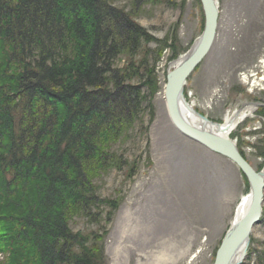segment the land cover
<instances>
[{"label":"trees","instance_id":"16d2710c","mask_svg":"<svg viewBox=\"0 0 264 264\" xmlns=\"http://www.w3.org/2000/svg\"><path fill=\"white\" fill-rule=\"evenodd\" d=\"M160 3L0 0V264H108L100 182L128 165L118 146L155 118V64L174 46L136 17ZM75 217L94 230L74 232Z\"/></svg>","mask_w":264,"mask_h":264},{"label":"rangeland","instance_id":"374dc122","mask_svg":"<svg viewBox=\"0 0 264 264\" xmlns=\"http://www.w3.org/2000/svg\"><path fill=\"white\" fill-rule=\"evenodd\" d=\"M160 1L136 17L151 35L173 41L174 46L164 49L155 64L160 81L153 99L155 118L149 132L118 146L129 163L100 182L102 197L112 203L107 211L113 215L110 222L102 221L105 231L95 226V233L105 246L108 264H214L240 196L249 191V185L230 160L186 138L170 121L164 98L166 74L170 63L200 36L202 9L194 0ZM219 9L213 46L189 78L184 95L199 113L222 123L228 110L264 103V89L252 88L251 77L256 69L252 65L264 53V0H219ZM174 48L178 53L170 60ZM209 100L210 107L204 109ZM258 109L231 134L256 169L264 164L257 149L263 148L264 137V117ZM148 120L145 116L144 126ZM71 228L86 236L94 230L79 217ZM262 256L264 213L243 264H259ZM4 257L0 255V261Z\"/></svg>","mask_w":264,"mask_h":264},{"label":"water","instance_id":"95a60500","mask_svg":"<svg viewBox=\"0 0 264 264\" xmlns=\"http://www.w3.org/2000/svg\"><path fill=\"white\" fill-rule=\"evenodd\" d=\"M200 3L204 19L203 30L186 52V58L175 67L174 60L170 63L165 79L164 98L170 121L180 134L230 160L247 179L251 196L249 207L235 223H231L214 259V264H231L235 251L243 244L248 247L253 230L261 222L264 212V166L261 169L254 168L241 153L237 140L232 139L231 134L223 136L191 123L181 108L184 88L210 52L219 23V0H200ZM252 105L256 110L264 107L263 102H255ZM196 113L206 121H212L197 110Z\"/></svg>","mask_w":264,"mask_h":264},{"label":"bare ground","instance_id":"6f19581e","mask_svg":"<svg viewBox=\"0 0 264 264\" xmlns=\"http://www.w3.org/2000/svg\"><path fill=\"white\" fill-rule=\"evenodd\" d=\"M187 55L188 54L185 52L184 54L180 55L177 59H175L174 67L179 65L186 58ZM253 68L256 69L254 70ZM252 69H253L252 70L253 73L251 74V77L253 78L252 88L264 89V53L258 60V63L257 64L254 63L252 65ZM258 69L260 70L261 74ZM256 71H258L259 74H256L255 73ZM243 78L245 81L248 80V77H243ZM210 105H211V101L209 100L204 105V109H208ZM181 108L185 113V116L191 123L195 125H199L201 127L208 128L214 131L215 133L221 134L223 136L232 134L237 128V126L243 123L246 119L252 118L256 111V108L251 103H248L240 108L236 107L233 110H228L223 116V122L218 123V122L206 121L205 119L201 118L200 115L196 113L194 102L192 103L187 102L185 95L183 96V99L181 98ZM250 201H251V196L249 194V191H246V193H243L240 196V199L235 209L232 224L235 223L244 214V212L249 207ZM250 244L251 241L248 247L247 244H243L235 251L231 260V264L244 263L245 259L248 257Z\"/></svg>","mask_w":264,"mask_h":264}]
</instances>
